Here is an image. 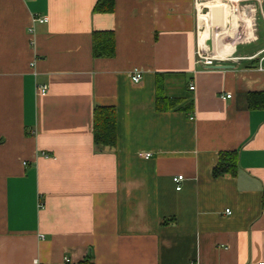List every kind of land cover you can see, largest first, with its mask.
I'll use <instances>...</instances> for the list:
<instances>
[{"label": "crops", "instance_id": "crops-1", "mask_svg": "<svg viewBox=\"0 0 264 264\" xmlns=\"http://www.w3.org/2000/svg\"><path fill=\"white\" fill-rule=\"evenodd\" d=\"M96 1L0 0V264L264 261V109L247 103L264 91V20L259 34L247 11L217 12L233 56L216 69L197 55L207 4ZM95 31L114 56H92ZM96 105L115 108L114 147L93 143ZM231 150L236 174L213 177Z\"/></svg>", "mask_w": 264, "mask_h": 264}, {"label": "trees", "instance_id": "trees-1", "mask_svg": "<svg viewBox=\"0 0 264 264\" xmlns=\"http://www.w3.org/2000/svg\"><path fill=\"white\" fill-rule=\"evenodd\" d=\"M114 9V0H97L93 11L111 13ZM115 54V40L112 31H95L92 34V56L94 58L112 57ZM158 99V96H157ZM250 108L264 109V91H253L247 95ZM172 105L174 102L168 101ZM92 137L97 148L114 147L116 143V112L113 106L96 105L92 113ZM238 168V152L236 150L219 153L217 163L211 170L213 177L224 175L233 176ZM262 207L264 208V191L262 194Z\"/></svg>", "mask_w": 264, "mask_h": 264}, {"label": "rangeland", "instance_id": "rangeland-1", "mask_svg": "<svg viewBox=\"0 0 264 264\" xmlns=\"http://www.w3.org/2000/svg\"><path fill=\"white\" fill-rule=\"evenodd\" d=\"M199 3H205L209 6L210 10H208V8H204L203 9V15L201 18V21L199 22L201 25V29H200V33H204L205 31H208L211 24L214 22H212L211 17L214 16H218L220 14H222V12L220 10H226V8H228L230 15L232 13V11L234 12V9L236 10V12H234V14H238L240 15L242 18L243 16V12L247 11L248 12V16L250 17L251 23H252V30L255 33H259L260 34V29L263 28L262 27V14H261V10L262 8H264V0H198ZM236 5V6H235ZM225 6V7H224ZM262 7V8H260ZM264 12V10H262ZM218 12V13H217ZM226 13V12H225ZM228 14H224L222 16V19H224L223 17L225 16V26H226V30L228 31V27L231 25V16ZM238 25H242V22L240 20H238ZM221 24H222V20L219 18V23L216 27H218V44L220 43V36H221ZM220 34V36H219ZM240 39L242 41H248L251 38H245V37H240ZM204 40V39H203ZM222 42L223 43H227V38L224 37V39L222 38ZM210 46L212 44H209ZM219 53L217 54L219 57H223L222 54ZM237 54V51L234 52V54ZM226 54H227V50H226ZM233 54V52H232ZM207 55L209 57H212V52L211 50L207 49ZM233 55H227L226 58H231ZM220 57V58H221Z\"/></svg>", "mask_w": 264, "mask_h": 264}, {"label": "built area", "instance_id": "built-area-1", "mask_svg": "<svg viewBox=\"0 0 264 264\" xmlns=\"http://www.w3.org/2000/svg\"><path fill=\"white\" fill-rule=\"evenodd\" d=\"M261 14H262V19L264 20V12L261 10ZM33 23L34 22H39V23H43L45 21H47V18L45 16H41V17H33ZM32 28H30L31 30ZM197 55H198V61H201L203 64H206V65H211L213 63L214 60H216L217 58L216 57H209L207 55V49H203L201 47L197 48ZM264 58V56H263ZM225 60L229 59V58H224ZM261 68V67H259ZM142 77V74L139 70H135L132 74H131V80L135 83L139 82L140 79ZM36 88L37 90L40 92V93H45L47 91V85L46 84H37L36 85ZM194 88V85L193 84H190L189 86V89H193ZM227 97H230V95H227ZM150 156V153L149 152H146L144 154V157L145 158H148ZM183 176L182 175H176V176H173L172 177V181L173 183L175 184V189L176 190H180L181 189V185H180V181L182 180ZM39 206H41V203H39ZM227 213H229V209H226L225 210ZM42 237V236H41ZM66 261H68V259H66ZM35 263H38V260L35 259ZM253 264H264V261L261 260V261H258V262H255Z\"/></svg>", "mask_w": 264, "mask_h": 264}, {"label": "bare ground", "instance_id": "bare-ground-1", "mask_svg": "<svg viewBox=\"0 0 264 264\" xmlns=\"http://www.w3.org/2000/svg\"><path fill=\"white\" fill-rule=\"evenodd\" d=\"M215 17H216V19L212 18V20L214 22L211 24V26H210L208 31H205L202 34L199 32V34H198V44L203 49L211 50L213 57L222 59V58H225L226 56L220 58L217 55H215V54H218L219 50H220L219 44H218V29L219 28L216 27L218 25V23H219V20H218L219 17L218 16H215ZM208 41H210V43L212 44L211 46L209 45Z\"/></svg>", "mask_w": 264, "mask_h": 264}, {"label": "water", "instance_id": "water-1", "mask_svg": "<svg viewBox=\"0 0 264 264\" xmlns=\"http://www.w3.org/2000/svg\"><path fill=\"white\" fill-rule=\"evenodd\" d=\"M208 43L211 44L210 41H208ZM209 67L216 68V69H226V68H231L232 65H229V64H211V65H209Z\"/></svg>", "mask_w": 264, "mask_h": 264}]
</instances>
